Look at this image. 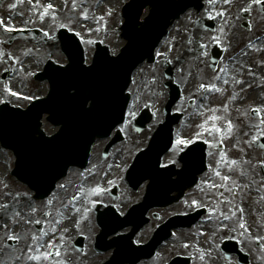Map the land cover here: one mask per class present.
Returning a JSON list of instances; mask_svg holds the SVG:
<instances>
[{
    "label": "flooded vegetation",
    "instance_id": "1",
    "mask_svg": "<svg viewBox=\"0 0 264 264\" xmlns=\"http://www.w3.org/2000/svg\"><path fill=\"white\" fill-rule=\"evenodd\" d=\"M245 26L247 32L241 24H232L231 35L235 37L229 40L233 46L231 53L224 55L215 70L210 68V64L206 67L203 62L193 67L195 91L201 96L211 94L207 103L200 102L195 107L207 111L208 116L202 122L203 127L193 129L186 125L182 134L194 132L189 140L191 143L198 140L207 143V171L201 176L197 187L186 193L183 200L175 206L178 208L176 214L181 215L192 211L197 202L204 203L207 207L206 224L210 225L209 234L220 239L219 246L211 249L221 250L222 242L233 240L235 247L229 250H243L247 256L243 261L231 256L224 264H259V257L264 254L261 214L262 205L264 207V153L254 145L250 148L246 145L254 130L249 121L241 120L239 124L231 122L229 128L226 118L221 120L224 113L232 107H240L247 112L264 108V51L261 43L264 40L261 34L264 31V8L250 15ZM252 30L257 32L256 36L251 34ZM217 36L221 42L222 33ZM256 37L259 38L255 39ZM191 99L194 100L193 97ZM182 102L187 103L180 100L179 106L183 105ZM213 116L217 119L213 120ZM181 151V148L176 149V157ZM176 168L179 172L184 168L179 159ZM59 192V198L67 195V204L62 203L59 208L56 225L65 228L69 223L70 210L76 207L79 200H85V195L82 192L76 194V189L71 192L62 188ZM49 208L48 203L34 207L33 218L41 220ZM164 212L165 210L162 211L163 214ZM67 236L68 232L65 233V237ZM38 238L33 233V255L42 253L41 249L47 241V237L42 236L40 247L35 249ZM59 253L61 264L87 262L85 250L79 252L71 247V250H59ZM31 264L51 262L48 259L32 260Z\"/></svg>",
    "mask_w": 264,
    "mask_h": 264
},
{
    "label": "water",
    "instance_id": "2",
    "mask_svg": "<svg viewBox=\"0 0 264 264\" xmlns=\"http://www.w3.org/2000/svg\"><path fill=\"white\" fill-rule=\"evenodd\" d=\"M148 1L134 0L131 4V9L139 11ZM172 9L171 6L165 8L157 6L152 14V18L157 23L154 26L151 23L153 27L147 35V44H130L124 54L130 52L129 56L134 57L150 52L161 38L165 28H167L168 21L172 17ZM76 70L78 72V68ZM110 70V73H108V70H104L103 67H97L91 71L88 76L90 79L88 82L95 84L93 90L85 89L81 92V90L73 87L68 88L67 95L71 100V105L69 112L65 114V119L57 114L53 106L57 99L55 95L58 94V90L61 88V83L58 81L53 85L56 89L55 95H51L48 100L43 101L42 107H31L28 112L2 108L0 113V141L15 152L18 157L17 170L29 184L32 186L37 184L52 186L56 180L64 175L65 170L70 165L84 164L86 162L90 144L107 125L106 118L100 111L104 108V105H95V101L100 99L103 102L107 98L108 92L106 88L111 84V80L118 76L114 69ZM69 81H72V79ZM73 89L76 90V93L70 95L69 93ZM89 101L92 102V105L90 109H86V104ZM44 112L51 115L49 118L51 122L62 125V136L60 139V135L50 141L42 137L38 139L35 137L36 134H40L37 122ZM11 120L15 121L11 122ZM114 126L115 123H110L105 134ZM31 140L47 144L42 148L33 150L32 148H27ZM80 144L81 146L78 147ZM136 166L142 169L143 160L141 157L138 158ZM151 173L154 174V170ZM104 228L105 226L103 230ZM102 238L103 233L99 237V242H101Z\"/></svg>",
    "mask_w": 264,
    "mask_h": 264
},
{
    "label": "rangeland",
    "instance_id": "3",
    "mask_svg": "<svg viewBox=\"0 0 264 264\" xmlns=\"http://www.w3.org/2000/svg\"><path fill=\"white\" fill-rule=\"evenodd\" d=\"M7 5L9 7V9H11V10H9V12H7V13L4 12L1 17H3V16L7 17L9 15H13V16L18 15L20 18V22H18V25H17L18 27L26 25V26H28V28L33 29V27L37 25V23H36L37 15H35L33 17V4H32V8H29L27 11L21 7V0H20V3H17V5L13 3V0H7ZM15 5H16V8H15V10H13ZM115 5L116 4L114 3V6L104 8V19L105 20L108 19L111 22L109 25H106L105 31L102 30L101 23H99V22L96 23L98 29L102 31L101 39L107 40L110 44L114 43L113 35H114V32H115V30L119 24L118 16L116 17V15L113 14V10L115 9ZM3 8H4V5H3V7H0V13H2ZM90 8L92 11V6H90ZM100 9L102 10V7H100ZM119 10H120V8H119ZM119 10L117 12H119ZM62 14H64V13H62ZM65 15L66 14L60 15V18L62 19ZM110 15H113L112 21H111ZM3 19H5V18L3 17ZM9 19H12V18H8L7 23L9 21ZM21 21H24V22L21 23ZM65 21L66 22L69 21L68 16H67V19ZM69 22H71V21H69ZM11 25H13L12 22H11ZM47 25H52V24L48 23ZM94 25H95V23H93V25L90 26L89 24L86 23V20H85V26L83 29H81L82 30L81 34L84 37L87 36V38L96 40V35L98 32L92 33V31H91V29L93 28ZM53 27L54 26L49 27L50 32L52 31ZM25 46L27 47V52L25 53V56L33 57V48L30 49V46H28V45H25ZM12 47H13V45L8 46L5 44H0V59L1 60H5V58H1V56L3 55V53H5V54L9 53L11 51ZM50 48L52 49V56L54 58H60L62 60L59 53H57V47L51 46ZM44 55H45V51L40 53L38 55V57L42 58V57H44ZM0 67L2 68L1 64H0ZM6 88L11 89V91L16 92L17 94L25 96L26 100H30L31 98L34 99L37 97L44 96L46 94V91H47L46 84H38V83H34L33 81L31 82L29 76L20 77V76L16 75L6 86L0 87V102L4 98L5 99L9 98V92L5 90ZM15 104L18 106L25 107L26 101H24L23 103L16 102ZM44 129L49 134L50 133L52 134L54 132L52 129L48 128L47 125L44 126ZM148 136L149 135L147 133L145 140H144V144H140V142H137V139L132 141L133 138H127V142L123 146L120 147V149H122L123 152L121 154H118L117 157H126L127 154L133 155L134 153H137L139 150H142L145 147V144L146 143L148 144V142H149ZM0 151H1L0 152V176H5L6 172H8L12 168V163H11L12 162V160H11L12 156L9 152L3 151L1 148H0ZM6 164L8 166H6ZM139 201H140V198L136 195V196L129 197V200L127 203L128 204H130V203L136 204ZM151 229L152 228H149V231H151ZM141 235H143V233H139L137 236H141ZM150 236H151V234L149 233L148 237L143 238L142 240H138V242H141V241L147 242V239ZM175 238H177V237L175 236ZM178 238L184 240L183 236H178ZM194 240H195V242H197L198 238H194ZM175 241H176V239L173 240V242L171 243V246H169L168 249L161 248L160 249L161 251L157 252L155 257L152 260H150L149 262H147L146 264H163L165 262V260L169 259V254H168V252H165V250H170L171 247H172L171 250H176L174 247L177 245V244L175 245ZM201 255L204 258L209 259L213 255V253L208 252V253L201 254Z\"/></svg>",
    "mask_w": 264,
    "mask_h": 264
},
{
    "label": "bare ground",
    "instance_id": "4",
    "mask_svg": "<svg viewBox=\"0 0 264 264\" xmlns=\"http://www.w3.org/2000/svg\"><path fill=\"white\" fill-rule=\"evenodd\" d=\"M108 1L110 2V0H107V5L110 7V5L113 4V2L109 3ZM111 1H113V0H111ZM117 1L119 3V1H121V0H117ZM2 2H4V0H2ZM41 2H42V8H41L40 12H41V15L44 16V17H53V16H55L56 15V13H55L56 10H58L60 8H64L68 3H70V6H71V13H73L75 15H80L82 13V5L78 7V5H80V3H81V0H42ZM0 3H1V0H0ZM36 3H37L36 0H33V1L32 0H21V7L24 10L27 11L29 8H32V4H33V7H34L36 5ZM49 4H51L53 7L51 9H48L47 14L45 15L44 14V10L47 8V6ZM235 6H239V3L235 2V4L231 6V8H232L231 12H234V7ZM37 7H39V5ZM98 10H99V8H98ZM5 12H9V10L6 9ZM16 17H17V15L14 16V18H16ZM99 17L100 16H99L98 13L94 14V18L95 19L99 18ZM10 21L13 23V25L8 26L9 28H11V27H12V29L25 28V26L17 27V23L18 22L15 19H13V18L10 19ZM13 26H15V27H13ZM0 31H2V27L1 26H0ZM0 38L1 39H6L7 37L5 35H3ZM13 49L14 50L10 53V57L16 61L18 54L25 50V46L24 45H20L18 47L13 48Z\"/></svg>",
    "mask_w": 264,
    "mask_h": 264
},
{
    "label": "snow or ice",
    "instance_id": "5",
    "mask_svg": "<svg viewBox=\"0 0 264 264\" xmlns=\"http://www.w3.org/2000/svg\"><path fill=\"white\" fill-rule=\"evenodd\" d=\"M52 7H53V6H52L51 4H49V5L47 6V8L44 10V14L46 15L48 9H51ZM85 19H87V16H85ZM2 23H3V21H0V24H2ZM4 30H5V31H9V32H11V31H13L14 29L9 28V27H5ZM5 90L8 91L9 94H10L11 96H17V93L11 91V89H9V88H6ZM93 106H94V105H93ZM254 111H256L257 113H259L260 110L256 109V110H254ZM128 115H129L130 119H134L136 114H135V112H129ZM212 119H213V120H216L217 117L213 116ZM261 123L264 124V119L261 120ZM229 128H231V123H229ZM214 130H216V131H220V129H214ZM189 143H190V141H188V140H184V139H177V140H176V145L178 146V148H182V146H187V144H189ZM233 163H235V162L233 161ZM217 175H219V173H217ZM224 178H225V179H228V177H224ZM92 191H93V193H95V194H99V193H100L101 191H103V190H102L101 188H99V187H96V188L92 189ZM36 223H40V221H36ZM10 238H12V237H10ZM185 246L187 247V245H185ZM49 247H52V245L49 244ZM56 255H57V256L60 255L59 251L56 252ZM48 258H49V253H48V252L38 253V254H36V255H32V256H30V259H31V260H34V261L47 260ZM201 259H203V256H201Z\"/></svg>",
    "mask_w": 264,
    "mask_h": 264
}]
</instances>
